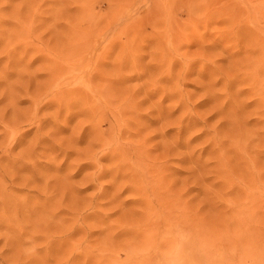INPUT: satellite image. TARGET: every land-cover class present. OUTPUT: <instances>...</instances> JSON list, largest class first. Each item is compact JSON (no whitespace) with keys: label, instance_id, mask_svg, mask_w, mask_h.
<instances>
[{"label":"rangeland","instance_id":"obj_1","mask_svg":"<svg viewBox=\"0 0 264 264\" xmlns=\"http://www.w3.org/2000/svg\"><path fill=\"white\" fill-rule=\"evenodd\" d=\"M0 264H264V0H0Z\"/></svg>","mask_w":264,"mask_h":264}]
</instances>
